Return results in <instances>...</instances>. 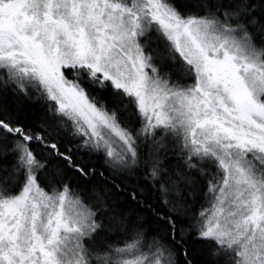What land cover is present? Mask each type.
Listing matches in <instances>:
<instances>
[{
	"label": "snow or ice",
	"instance_id": "6c2138e0",
	"mask_svg": "<svg viewBox=\"0 0 264 264\" xmlns=\"http://www.w3.org/2000/svg\"><path fill=\"white\" fill-rule=\"evenodd\" d=\"M0 264H264V0H0Z\"/></svg>",
	"mask_w": 264,
	"mask_h": 264
}]
</instances>
